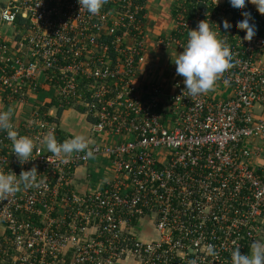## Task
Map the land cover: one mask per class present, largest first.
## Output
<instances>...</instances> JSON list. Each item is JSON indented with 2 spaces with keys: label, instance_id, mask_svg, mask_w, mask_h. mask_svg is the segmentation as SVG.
<instances>
[{
  "label": "built area",
  "instance_id": "2783aa9c",
  "mask_svg": "<svg viewBox=\"0 0 264 264\" xmlns=\"http://www.w3.org/2000/svg\"><path fill=\"white\" fill-rule=\"evenodd\" d=\"M242 11L250 41L227 0H107L96 16L77 0H0V111L39 149L21 165L0 132V171L42 181L0 198V264H231L264 244V14ZM205 19L229 48L228 86L190 98L181 76L170 94L141 80L149 51H183ZM68 109L89 120L94 159L39 143L73 137ZM79 167L101 173L85 192Z\"/></svg>",
  "mask_w": 264,
  "mask_h": 264
},
{
  "label": "clouds",
  "instance_id": "9594fccd",
  "mask_svg": "<svg viewBox=\"0 0 264 264\" xmlns=\"http://www.w3.org/2000/svg\"><path fill=\"white\" fill-rule=\"evenodd\" d=\"M227 2L231 11L240 13L243 17L235 23V28L244 31L243 41H250L256 35V24L251 13L242 9H245L247 3L254 5L258 13L264 14V0H227ZM77 3L80 9H84L90 16H96L107 0H77ZM230 27L226 20L221 22L220 28L223 32L228 34ZM171 61L175 65L176 75L183 77L184 89L187 90L190 98L208 94L221 80L225 86L230 83L225 77L232 67L229 48L206 19L199 21L196 28L188 31L183 51L178 52L175 58L171 56ZM0 132L6 134L11 142L12 153L16 155L21 165L32 160L34 150L39 151L33 138L20 135L14 129L7 111H0ZM39 143L43 144L49 153L58 157L61 154L66 158L73 153H84L86 158L94 159V150L90 149V141L84 135H75L68 140L58 142L54 135L48 134L42 137ZM40 183L42 181H37V172L34 167L22 171L19 175L0 171V198L9 197L19 191L21 186L24 189L36 188ZM207 251L213 257L217 255L211 246ZM231 264H264V244L253 241L245 254H242L239 248L233 249Z\"/></svg>",
  "mask_w": 264,
  "mask_h": 264
},
{
  "label": "crops",
  "instance_id": "0c3cea01",
  "mask_svg": "<svg viewBox=\"0 0 264 264\" xmlns=\"http://www.w3.org/2000/svg\"><path fill=\"white\" fill-rule=\"evenodd\" d=\"M165 19L166 23L169 25V19L166 16ZM149 52L150 54H148V64H156L157 66L153 67L148 72L146 71L142 75L141 80L145 82L147 80L157 81L163 87L166 94L172 93L175 90L172 85L173 79L178 76L175 73V65L171 61V56L175 58L178 52L182 51L174 52L172 50H165L164 52ZM62 114L63 115L60 124L63 131H65L67 134H72L73 136L84 135L85 138L89 140L90 122L87 118H85L84 116H80L78 111L74 109L65 110ZM98 171L99 170L96 169L91 173L90 176H88L89 172L87 173L84 167L77 168L74 183L78 190L81 192H85L90 188L95 187L96 181H99V174H101ZM144 224V226H148L149 228V225H147L146 221L144 222ZM144 231H147L146 227L143 230L142 228L140 229L139 234L141 235V237H146ZM122 264L138 263L133 260H127Z\"/></svg>",
  "mask_w": 264,
  "mask_h": 264
},
{
  "label": "rangeland",
  "instance_id": "374dc122",
  "mask_svg": "<svg viewBox=\"0 0 264 264\" xmlns=\"http://www.w3.org/2000/svg\"><path fill=\"white\" fill-rule=\"evenodd\" d=\"M228 92L229 91H227V92L224 93V97L228 96ZM146 228L149 229L148 226H146Z\"/></svg>",
  "mask_w": 264,
  "mask_h": 264
}]
</instances>
